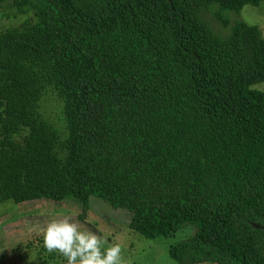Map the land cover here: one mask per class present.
I'll return each instance as SVG.
<instances>
[{"label":"trees","instance_id":"trees-1","mask_svg":"<svg viewBox=\"0 0 264 264\" xmlns=\"http://www.w3.org/2000/svg\"><path fill=\"white\" fill-rule=\"evenodd\" d=\"M13 1L35 22L0 33V202L96 196L149 237L199 227L180 264H264V38L204 18L264 0Z\"/></svg>","mask_w":264,"mask_h":264},{"label":"rangeland","instance_id":"rangeland-1","mask_svg":"<svg viewBox=\"0 0 264 264\" xmlns=\"http://www.w3.org/2000/svg\"><path fill=\"white\" fill-rule=\"evenodd\" d=\"M220 7L214 5L204 13L211 28L222 36L232 31L237 22L259 28L264 38V2L246 6L240 13L225 11L230 26L225 28L216 17ZM26 22H35L33 13L21 14L14 1L0 2V33ZM253 90L264 92V82L255 84ZM42 115L58 130L65 132L62 102L49 90L42 98ZM72 215L85 228L107 237L108 247L113 242L122 248L121 264H180L170 255V247L194 235L199 227L187 222L170 236L149 237L130 226V214L124 208H115L99 197H92L88 204L67 197L61 201L41 199L16 203L0 202V264H50L63 257L56 251L49 252L43 244V229L53 219ZM55 253V255H54ZM200 264H220L206 261Z\"/></svg>","mask_w":264,"mask_h":264},{"label":"clouds","instance_id":"clouds-1","mask_svg":"<svg viewBox=\"0 0 264 264\" xmlns=\"http://www.w3.org/2000/svg\"><path fill=\"white\" fill-rule=\"evenodd\" d=\"M107 237L91 232L72 215L50 221L43 229V244L66 258V264H121L122 248Z\"/></svg>","mask_w":264,"mask_h":264},{"label":"water","instance_id":"water-1","mask_svg":"<svg viewBox=\"0 0 264 264\" xmlns=\"http://www.w3.org/2000/svg\"><path fill=\"white\" fill-rule=\"evenodd\" d=\"M262 228H264V226H261ZM63 264H66V263H63Z\"/></svg>","mask_w":264,"mask_h":264}]
</instances>
